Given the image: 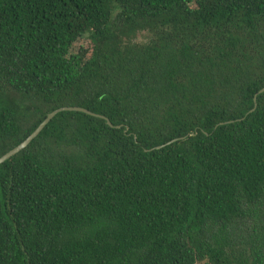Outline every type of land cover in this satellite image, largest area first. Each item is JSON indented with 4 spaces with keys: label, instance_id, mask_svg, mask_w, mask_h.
Masks as SVG:
<instances>
[{
    "label": "trees",
    "instance_id": "obj_1",
    "mask_svg": "<svg viewBox=\"0 0 264 264\" xmlns=\"http://www.w3.org/2000/svg\"><path fill=\"white\" fill-rule=\"evenodd\" d=\"M262 87L264 0H0V156L113 124L0 163V264H264Z\"/></svg>",
    "mask_w": 264,
    "mask_h": 264
},
{
    "label": "water",
    "instance_id": "obj_2",
    "mask_svg": "<svg viewBox=\"0 0 264 264\" xmlns=\"http://www.w3.org/2000/svg\"><path fill=\"white\" fill-rule=\"evenodd\" d=\"M264 91V87H262L261 89H259V93ZM256 100V95L254 96V101ZM256 105H254V107L250 110L253 111ZM61 111H80V112H84L86 114H90L93 116H98L100 118H103L106 120L107 124L109 126H113V124L103 115H99L96 114L94 112H91L90 110L83 108V107H79V106H66V107H59L56 108L54 110H52L51 112H49L45 118L37 125V127L24 139L22 140L19 144H17L16 146H14L13 148H11L10 150H8L6 153H4L3 155L0 156V163L4 162L5 160L9 159L10 157H12L13 155H15L16 153H18L20 150H22L23 148H25L40 132L41 130L49 123V121L59 112ZM230 121H226V122H221L222 123H227ZM116 127H120L119 125ZM182 138V137H180ZM178 138H173L169 141H167L164 144L155 146L154 148H160L164 145L170 144L172 142H174L175 140H177Z\"/></svg>",
    "mask_w": 264,
    "mask_h": 264
},
{
    "label": "rangeland",
    "instance_id": "obj_3",
    "mask_svg": "<svg viewBox=\"0 0 264 264\" xmlns=\"http://www.w3.org/2000/svg\"><path fill=\"white\" fill-rule=\"evenodd\" d=\"M146 39V36H144L143 34L138 35V41H144Z\"/></svg>",
    "mask_w": 264,
    "mask_h": 264
}]
</instances>
